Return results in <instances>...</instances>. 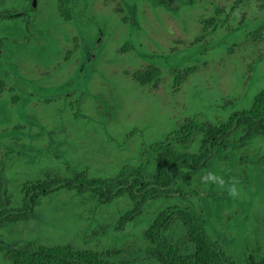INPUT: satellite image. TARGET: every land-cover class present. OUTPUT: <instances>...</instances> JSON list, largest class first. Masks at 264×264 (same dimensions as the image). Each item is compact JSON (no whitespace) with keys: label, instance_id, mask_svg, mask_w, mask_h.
I'll use <instances>...</instances> for the list:
<instances>
[{"label":"rangeland","instance_id":"obj_1","mask_svg":"<svg viewBox=\"0 0 264 264\" xmlns=\"http://www.w3.org/2000/svg\"><path fill=\"white\" fill-rule=\"evenodd\" d=\"M17 1L0 0V11ZM43 1L36 8L39 36L24 42L25 31L15 20L2 29L7 37L0 34L1 58L35 84L0 73L6 81L0 95V175L2 190L15 205L21 202L22 182L46 171L86 169L90 176L109 178L123 166L151 165L150 144L186 119H226L248 107L264 87V0H84L75 24L59 20L56 0ZM79 32L95 45L96 57L74 76L81 60ZM69 50L74 53L67 58ZM149 63L160 73L141 84L132 72ZM184 71L177 86L175 77ZM70 90L80 95L53 97ZM198 143L199 134L190 148ZM215 166L226 181H239V198L191 178L180 184L181 192L150 201L116 229L131 206L128 197L96 203L74 190H60L43 200L31 220L4 224L0 241L114 247L129 264H159L146 250L144 232L160 209L178 204L195 211L233 259L261 255L264 137L229 152ZM0 264H11L1 249Z\"/></svg>","mask_w":264,"mask_h":264},{"label":"trees","instance_id":"obj_2","mask_svg":"<svg viewBox=\"0 0 264 264\" xmlns=\"http://www.w3.org/2000/svg\"><path fill=\"white\" fill-rule=\"evenodd\" d=\"M58 8L68 14L74 6L59 3ZM159 73L160 68L149 63L134 70L132 76L139 83L147 84ZM186 75L185 71L177 74L175 84L180 85ZM5 87L6 81L0 76V95ZM197 134L199 143L196 148H190ZM257 136L264 137V87L254 95L248 107L232 111L226 119H186L179 128L166 134L165 139L150 144L151 165L123 166L109 178L90 176L86 169L71 168L70 174L46 171L40 178L22 182L21 202L17 205L13 204L6 189L2 190L0 175V228L4 224L31 220L37 207L50 194L74 190L96 203L128 197L131 206L116 224V229H121L150 201L173 197L182 191L186 180L200 178L208 168L214 172L217 160L226 159L229 152L240 150ZM144 235L148 241L146 250L159 264H264V252L249 254L240 261L229 256L209 235L205 221L188 206H164ZM0 249L11 264H129L121 256L122 250L114 247L91 249L71 243L51 245L27 240L15 245L0 241Z\"/></svg>","mask_w":264,"mask_h":264},{"label":"flooded vegetation","instance_id":"obj_3","mask_svg":"<svg viewBox=\"0 0 264 264\" xmlns=\"http://www.w3.org/2000/svg\"><path fill=\"white\" fill-rule=\"evenodd\" d=\"M106 1H109V0H106ZM83 2H84V0H68V1L56 0V5H57V9H58L57 16H58L59 20L65 24L66 23L69 24L71 22L75 24L78 21H80L82 18L81 3H83ZM59 3L63 4V5L66 3L68 5L73 4L74 9L72 12H71V10H69L68 14L65 12H60L59 8H58ZM37 4H38V0H18L16 3H12V2L8 3V5L6 7H9V9L6 11H0V27H1L0 34H2V35L5 34V36L7 37L8 31L6 30V32L3 33L2 29L3 28L6 29V26L8 24L14 23V21H7V20H15V23H18L20 25V27H22L25 31L26 37L24 38V42L29 43L31 40L34 39V37L39 36V33L35 30V23L37 20H39V14L37 13V9H36ZM44 4L48 5V2L46 1ZM3 21H6V22L2 23ZM72 38H73L74 42L77 41V39H76L77 37L75 35H73ZM48 39H50V37H48ZM79 40H80V44L82 46V51L80 54L81 60H80V64L78 67L79 72L77 70V72H76L77 74L75 73L74 76H77L78 73H80L82 71L80 68L81 64H86V63L92 64L93 60H95V57H96V53L94 52L95 45L92 44V42L87 37H83L81 32H79ZM22 42H23V40H22ZM3 50L4 49H2V46L0 45V73L5 75V76H7L8 73L14 74V76L19 77L22 80L24 79L25 80L24 82H27L28 85L35 86L33 81L25 79L23 77V75L20 74L21 70H18L16 68V65L12 61H6V60L1 58L3 55L2 54ZM10 51H12V50H10ZM73 53H74V50L67 51L66 57L68 58L69 55H71ZM4 65L10 66V69H8V70L5 69ZM18 87L20 90H22V84L19 85V83H18ZM77 95L78 94H76L75 90H70V91H66L65 94L56 93V94H54L53 97L55 99H60L62 97L73 98Z\"/></svg>","mask_w":264,"mask_h":264},{"label":"clouds","instance_id":"obj_4","mask_svg":"<svg viewBox=\"0 0 264 264\" xmlns=\"http://www.w3.org/2000/svg\"><path fill=\"white\" fill-rule=\"evenodd\" d=\"M201 182L205 185H216L220 189L227 192L228 196L232 199H237L241 195L239 181L235 178H230L228 181L223 176L218 175L216 172L207 171L201 177Z\"/></svg>","mask_w":264,"mask_h":264},{"label":"water","instance_id":"obj_5","mask_svg":"<svg viewBox=\"0 0 264 264\" xmlns=\"http://www.w3.org/2000/svg\"><path fill=\"white\" fill-rule=\"evenodd\" d=\"M35 2V1H34Z\"/></svg>","mask_w":264,"mask_h":264}]
</instances>
